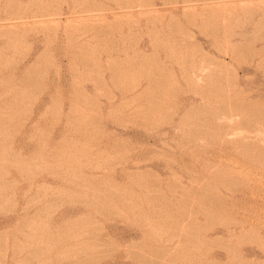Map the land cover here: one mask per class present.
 <instances>
[{"label":"rangeland","instance_id":"rangeland-1","mask_svg":"<svg viewBox=\"0 0 264 264\" xmlns=\"http://www.w3.org/2000/svg\"><path fill=\"white\" fill-rule=\"evenodd\" d=\"M144 1L0 0V264H264V0Z\"/></svg>","mask_w":264,"mask_h":264},{"label":"bare ground","instance_id":"bare-ground-1","mask_svg":"<svg viewBox=\"0 0 264 264\" xmlns=\"http://www.w3.org/2000/svg\"><path fill=\"white\" fill-rule=\"evenodd\" d=\"M143 1H144V0H143ZM164 1H166V0H164ZM168 1H169V0H168ZM185 1L187 2V0H185ZM185 1H184V2H185ZM189 1H190V0H189ZM191 1H193V0H191ZM144 2H145V1H144ZM149 2H152V0H150ZM170 2H172V0H171ZM173 2H174V1H173ZM176 2H177V0H176ZM219 2H220V1H219ZM219 2H217V3L219 4ZM163 3L166 4V2H163ZM180 3H181V2H180ZM182 3H183V2H182ZM214 3H216V2H214ZM217 3H216V4H217ZM220 3H221V2H220ZM144 4H145V3H144ZM149 4H150V3H149ZM152 4H153V2L151 3V5H152ZM170 4H171V3H170ZM187 4H188V3H187ZM187 4H186V5H187ZM221 4H222V3H221ZM221 4H220V5H221ZM153 5H154V4H153ZM174 5H175V4H174ZM145 6H146V4H145ZM145 6H144V7H145ZM147 6H148V5H147ZM183 6H184V5H183ZM183 6H182V7H183ZM188 6H189V5H188ZM217 6H218V5H217ZM151 7H152V6H151ZM191 7H193V6H191V4H190V7H189V8H191ZM194 7H195V6H194ZM205 7H207V6H205ZM183 8H184V7H183ZM185 8H187V6H185ZM189 8H188V9H189ZM219 8H220V7H219ZM145 9H146V8H145ZM147 9H148V8H147ZM147 9H146V10H147ZM146 10H144V12H145ZM149 10H150V9H149ZM152 10H153V8H152ZM183 10L185 11V9H183ZM156 11L158 12V8L156 9ZM156 11H154V12H155V15H156V13H157ZM188 11H189V10H188ZM147 12H148V11H147ZM154 12L152 11V13H154ZM146 14H148V13H146ZM149 14H150V13H149ZM157 14H158V13H157ZM150 16H152V14H151ZM191 18H192V17H191ZM239 46H240V45H239ZM28 67H30V66H28ZM26 71H28V70H26ZM194 79L197 80V81L200 80V79H203V75L200 74V73H197V74L194 76ZM7 80H8V79H7ZM5 82H6V81H5ZM5 84H6V83H5ZM208 88H209V87H208ZM210 91H211V90H210ZM208 95H209V94H208ZM137 173H138V172H137ZM135 174H136V173H135ZM136 176H137V174H136ZM102 190H103V189H102ZM101 193H102V192H101ZM103 195H104V194H103ZM108 196H109V195H108ZM108 196H107V197H108ZM109 199H110V198H109ZM110 200H111V199H110ZM108 201H109V200H108ZM192 228H193V227H192ZM176 232H177V231H176ZM181 234H182V233H181ZM187 235H189V234H187ZM195 235H196V234H195ZM190 236H191V235H190ZM174 237H175V236H174ZM193 238H194V237H193ZM201 238H202V237H201ZM203 238H204V237H203ZM195 239H196V238H195ZM155 240H156V239H155ZM187 240H188V239H187ZM189 240H190V239H189ZM191 240H193V239H191ZM191 240H190V241H191ZM196 240H197V239H196ZM208 240H209V239H208ZM205 241H206V240H205ZM188 242H189V241H188ZM196 242H197V241H196ZM199 242H201V241L199 240ZM183 243H184V242H183ZM189 243H190V242H189ZM189 243H187V245H188ZM203 244H204V243H203ZM181 245H183V244L181 243ZM181 245H180V246H181ZM185 245H186V244H185ZM190 245H191V244H190ZM190 245H189V246H190ZM77 246H78V245H77ZM203 246H204V245H203ZM205 246H206V245H205ZM168 248H169V247H168ZM78 249H80V248L78 247ZM37 250H38V249H37ZM39 250H41V249H39ZM39 250H38V251H39ZM172 250H173V249H172ZM176 251H177V250H176ZM30 252H32V251H30ZM34 252H35V251L33 250L32 253L34 254ZM39 252H40V251H39ZM173 252H174V254L176 255L175 251H173ZM37 253H38V252H37ZM37 253H35V254H37ZM40 253H41V252H40ZM40 253H39V254H40ZM178 253H179V252H178ZM178 253H177V254H178ZM30 254H31V253H29V255H30ZM39 254H37V255H39ZM152 254H153V253H152ZM168 254H169V253H168ZM170 254H172V253H170ZM31 255H32V254H31ZM37 255H36V256H37ZM153 256H155V254H154ZM159 256H160V254H159ZM163 256H164V255L161 254L160 257H158V256H157V257L160 259V258L163 257ZM176 256H177V255H176ZM29 257H30V256H29ZM32 257H33V256H32ZM150 257H152V256H150ZM150 257H149V258H150ZM174 257H175V256H174ZM30 258H31V257H30ZM80 258H81V257H80ZM154 258H155V257H154ZM154 258H152V259H154ZM158 258H156V259H158ZM78 259H79V258H78ZM146 259H147V258H146ZM161 259H162V258H161ZM171 259H172V258H171ZM176 259H177V258H176ZM176 259H175V260H176ZM79 260H80V259H79ZM79 260H78V262H80ZM149 261H150V260H149ZM75 262H76V261H75ZM75 262H74V263H75ZM81 262H82V261H81ZM172 262H173V261H172ZM74 263H73V264H74ZM76 263H77V262H76ZM76 263H75V264H76ZM181 263H182V262L179 261V264H181ZM251 263H252V262H251ZM251 263H250V262H247V261H244V262H243V264H251ZM71 264H72V263H71ZM163 264H164V263H163ZM177 264H178V263H177Z\"/></svg>","mask_w":264,"mask_h":264}]
</instances>
